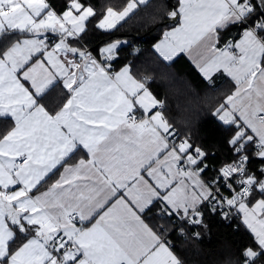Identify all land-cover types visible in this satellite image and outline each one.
Returning a JSON list of instances; mask_svg holds the SVG:
<instances>
[{
  "label": "snow or ice",
  "instance_id": "obj_1",
  "mask_svg": "<svg viewBox=\"0 0 264 264\" xmlns=\"http://www.w3.org/2000/svg\"><path fill=\"white\" fill-rule=\"evenodd\" d=\"M144 3L98 15L88 0L60 13L0 0V118L14 123L0 137V264H182L145 222L157 208L185 226L206 228V212L238 222L252 242L233 264H264V0H178L179 27L156 45L165 60L195 49L207 80L235 83L213 113L229 153L213 167L129 65L113 70L119 41L97 55L82 43ZM57 80L68 99L50 114L39 101ZM78 151L89 158L73 165Z\"/></svg>",
  "mask_w": 264,
  "mask_h": 264
},
{
  "label": "trees",
  "instance_id": "obj_2",
  "mask_svg": "<svg viewBox=\"0 0 264 264\" xmlns=\"http://www.w3.org/2000/svg\"><path fill=\"white\" fill-rule=\"evenodd\" d=\"M48 2L58 13L64 10L65 0ZM88 2L98 15H103L108 7L122 11L129 0ZM175 6L176 0H149L120 22L112 32L105 33L93 28L82 43L93 55H97L98 50L105 44L121 38L124 44L117 50L118 62H113V70L129 65L138 79L145 81L152 78L147 83L149 90L162 102V112L169 124L178 130L179 136L190 137L194 145L215 153V156L210 157L209 165L219 166L229 153L225 143L226 135L213 113L236 90V86L223 73L213 81L207 80L184 55H179L172 62H165L157 54L154 46L162 39L164 30L179 24L168 16L169 12L175 10ZM67 99V90L57 83L39 102L51 114H55L61 110ZM13 126L12 120L0 118V137ZM57 174L39 189L50 185ZM212 174L207 173L209 177ZM145 218L169 242L182 264H233L240 251L252 242L251 235L245 229L238 228L237 223L210 212L205 213L206 228L183 224L178 226L179 219L163 215L159 208ZM196 231L200 232L199 237L194 235Z\"/></svg>",
  "mask_w": 264,
  "mask_h": 264
},
{
  "label": "crops",
  "instance_id": "obj_3",
  "mask_svg": "<svg viewBox=\"0 0 264 264\" xmlns=\"http://www.w3.org/2000/svg\"><path fill=\"white\" fill-rule=\"evenodd\" d=\"M149 0H145V3L144 4H146L147 2H148ZM49 3V2H48ZM144 4H138V8L140 7V6H142V5H144ZM176 4L178 5V1H176ZM53 8V7H52ZM54 9V8H53ZM133 11H135V9L133 10ZM130 15V14H129ZM175 27H179V24L177 25V26H175ZM174 28V27H173ZM173 28H170V29H166V30H164V33H163V37H164V34L166 33V32H168V31H171ZM238 36H239V32L238 31H232V32H229L228 33V37H230V38H238ZM163 37H162V39L160 40V41H158L156 44H155V46H154V48H155V51L157 52V54L165 61V62H172L174 59H176L179 55H184L186 58H187V60L197 69V70H199V67L197 66V64H198V60H199V57L197 56V53H196V51H195V49L191 52V53H179L178 55H176V56H174L171 60H165L164 59V57L162 56V55H160V53L156 50V45L157 44H160L161 43V41L163 40ZM120 48V47H119ZM118 48V49H119ZM117 49V50H118ZM115 71H119V70H115ZM200 71V70H199ZM202 74V73H201ZM220 74H222V73H217V74H215L214 76H213V78H212V80L211 81H213L217 76H219ZM203 75V74H202ZM226 75V74H225ZM135 77V76H134ZM204 77V76H203ZM136 79H138L137 77H135ZM138 80H140V79H138ZM143 80H145V79H143ZM140 81H142V80H140ZM23 82V81H22ZM142 82H145V85H146V87L149 89V87H148V82H149V80H145V81H142ZM25 83V85L26 86H28V84H27V82H24ZM57 83H60V84H62V82L61 81H59V80H57V81H55L54 82V84L53 85H51L50 87H49V89L50 88H52L54 85H56ZM48 89V90H49ZM47 90V91H48ZM46 91V92H47ZM150 91V90H149ZM151 92V91H150ZM46 109V108H45ZM47 110V109H46ZM48 111V110H47ZM153 111H156V109H153ZM49 112V111H48ZM50 113V112H49ZM51 114V113H50ZM89 157L86 155V152L85 151H78L76 154H74V158L72 159V161H71V163L73 164V165H75L80 159H85V160H87ZM257 167H259V165H257ZM61 172H62V169L60 170V171H58L57 173V177H56V179H54L53 181H52V183H54L56 180H58L59 178H60V174H61ZM51 183V184H52ZM51 184L50 185H48L46 188H42V189H39V191H46L50 186H51ZM34 194H39V192H34ZM144 219H145V222L146 223H148V220L144 217ZM149 224V223H148ZM149 226L158 234V235H161L160 234V232H158L157 230H155L150 224H149ZM161 238L164 240V241H166V242H168L162 235H161ZM169 243V242H168ZM170 247H171V245H170ZM171 250H172V248H171ZM173 251V250H172Z\"/></svg>",
  "mask_w": 264,
  "mask_h": 264
},
{
  "label": "rangeland",
  "instance_id": "obj_4",
  "mask_svg": "<svg viewBox=\"0 0 264 264\" xmlns=\"http://www.w3.org/2000/svg\"><path fill=\"white\" fill-rule=\"evenodd\" d=\"M177 6H178V5H177ZM177 6H175L174 9H175ZM137 8H138V7H136V9H137ZM136 9H135V10H136ZM132 12H133V11H132ZM132 12H131L130 14H132ZM128 16H129V15H128ZM128 16H127V17H128ZM127 17H126V18H127ZM121 22H122V21H121ZM115 41H119V42H120V46H122V45L124 44V41H123L121 38H115V40L108 42L107 44H105V46L108 45V44H110V43H112V42H115ZM103 47H104V46H103ZM154 50H155V48H154ZM148 80L150 81V80H152V78H148ZM139 118H140V117H139ZM139 118H138V119H139ZM172 128H173V127H172ZM237 223H238V222H237Z\"/></svg>",
  "mask_w": 264,
  "mask_h": 264
},
{
  "label": "built area",
  "instance_id": "obj_5",
  "mask_svg": "<svg viewBox=\"0 0 264 264\" xmlns=\"http://www.w3.org/2000/svg\"><path fill=\"white\" fill-rule=\"evenodd\" d=\"M176 1H178V0H176ZM177 7H178V6H177ZM177 7H176V8H177ZM176 8H175V9H176ZM135 50H138V49L135 47ZM139 117H140V115L138 114L137 119H138ZM173 129L175 130L176 134L179 136L178 130H177L176 128H174V127H173Z\"/></svg>",
  "mask_w": 264,
  "mask_h": 264
},
{
  "label": "bare ground",
  "instance_id": "obj_6",
  "mask_svg": "<svg viewBox=\"0 0 264 264\" xmlns=\"http://www.w3.org/2000/svg\"><path fill=\"white\" fill-rule=\"evenodd\" d=\"M181 224H183L180 220H178L177 225L180 226Z\"/></svg>",
  "mask_w": 264,
  "mask_h": 264
}]
</instances>
